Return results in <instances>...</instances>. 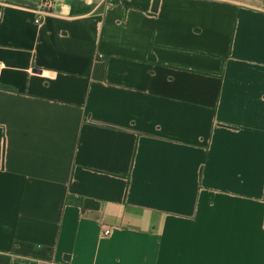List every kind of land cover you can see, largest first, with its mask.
<instances>
[{"label": "crops", "instance_id": "crops-1", "mask_svg": "<svg viewBox=\"0 0 264 264\" xmlns=\"http://www.w3.org/2000/svg\"><path fill=\"white\" fill-rule=\"evenodd\" d=\"M42 1L0 0V253L264 264L261 0Z\"/></svg>", "mask_w": 264, "mask_h": 264}, {"label": "trees", "instance_id": "trees-1", "mask_svg": "<svg viewBox=\"0 0 264 264\" xmlns=\"http://www.w3.org/2000/svg\"><path fill=\"white\" fill-rule=\"evenodd\" d=\"M159 0H153L152 2V12H156L158 8ZM74 202L80 206L82 209H96L98 208L99 204L98 202L88 199V198H76ZM0 264H10V258L8 255L0 253Z\"/></svg>", "mask_w": 264, "mask_h": 264}, {"label": "built area", "instance_id": "built-area-1", "mask_svg": "<svg viewBox=\"0 0 264 264\" xmlns=\"http://www.w3.org/2000/svg\"><path fill=\"white\" fill-rule=\"evenodd\" d=\"M56 0H43L42 1V6H41V13L42 14H47L50 13L54 7ZM262 3V10L264 11V0H261ZM34 22H40V18H35ZM2 68V63L0 62V69ZM103 235H108L110 233V228L105 227L102 230Z\"/></svg>", "mask_w": 264, "mask_h": 264}]
</instances>
